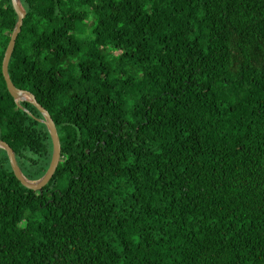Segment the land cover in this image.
Listing matches in <instances>:
<instances>
[{"label":"trees","instance_id":"obj_1","mask_svg":"<svg viewBox=\"0 0 264 264\" xmlns=\"http://www.w3.org/2000/svg\"><path fill=\"white\" fill-rule=\"evenodd\" d=\"M8 62L60 159L0 148V264H264V0H20ZM0 140L52 144L1 63Z\"/></svg>","mask_w":264,"mask_h":264},{"label":"water","instance_id":"obj_2","mask_svg":"<svg viewBox=\"0 0 264 264\" xmlns=\"http://www.w3.org/2000/svg\"><path fill=\"white\" fill-rule=\"evenodd\" d=\"M13 3V6L17 12L18 18L15 23V26L11 32L8 44L6 46V49L4 51V55L2 58V63H1V70H2V75L4 77V80L6 82V86L8 90L11 92L12 96L17 99H23L26 101H29L32 103L41 113V118L39 119L41 122H43L47 128L48 134L51 139V144H52V154H51V159L49 162V165L47 167V170L45 173L38 179L35 180H30L26 178L23 173L21 172L16 159H15V154L12 148L5 143L4 141L0 140V148L4 149L7 153L8 159L10 166L15 173L16 177L18 180L27 188L29 189H34V190H41V188L48 182V180L52 177L56 166L59 162L60 159V142H59V137L55 128V124L48 113V111L43 108L33 97V95L23 89H19L14 86L12 83L9 74H8V62L14 47L15 39L17 37V34L20 30L21 24L23 17L25 15V9L20 3V0H11Z\"/></svg>","mask_w":264,"mask_h":264}]
</instances>
